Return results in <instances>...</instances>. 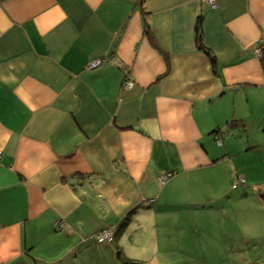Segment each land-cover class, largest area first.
<instances>
[{"label": "crops", "instance_id": "1", "mask_svg": "<svg viewBox=\"0 0 264 264\" xmlns=\"http://www.w3.org/2000/svg\"><path fill=\"white\" fill-rule=\"evenodd\" d=\"M259 47L264 0H0V264H38L60 232L89 241L86 210L108 211L96 233L134 208L130 224L162 220L239 177L262 212Z\"/></svg>", "mask_w": 264, "mask_h": 264}, {"label": "rangeland", "instance_id": "2", "mask_svg": "<svg viewBox=\"0 0 264 264\" xmlns=\"http://www.w3.org/2000/svg\"><path fill=\"white\" fill-rule=\"evenodd\" d=\"M232 188L223 195L212 194L193 207L164 210L171 218L160 220L143 214L111 244H98L93 239L95 230L109 223L107 209L86 210V214L96 213L95 217L77 232L89 241L76 242L60 232L55 250H39L34 256H38V264H59L56 261L61 260V264H264V245L260 247L263 224L252 236L243 226L255 213L264 216V210L260 212L254 200L244 201L250 208L242 206ZM51 251H55L54 256Z\"/></svg>", "mask_w": 264, "mask_h": 264}, {"label": "built area", "instance_id": "3", "mask_svg": "<svg viewBox=\"0 0 264 264\" xmlns=\"http://www.w3.org/2000/svg\"><path fill=\"white\" fill-rule=\"evenodd\" d=\"M207 2L209 3V5L213 8L216 7V0H207ZM255 55L257 57H262L263 56V49L261 47L257 48L255 50ZM104 60L103 59H98L95 60L91 63L90 68L94 69L97 68L99 66H101L103 64ZM135 86V80L131 75H127L122 82V89L123 90H130ZM220 143H222L221 140H219ZM2 153L0 152V159H1ZM171 176L170 173H166L160 176V182L162 184H166L169 180V177ZM244 183V179H240L238 180L235 185L234 188L237 187V185ZM60 228H62V225L60 226ZM116 227L114 226H107L104 229H102L101 231H99L96 234V240L99 244H104V243H113L115 240V231Z\"/></svg>", "mask_w": 264, "mask_h": 264}, {"label": "trees", "instance_id": "4", "mask_svg": "<svg viewBox=\"0 0 264 264\" xmlns=\"http://www.w3.org/2000/svg\"><path fill=\"white\" fill-rule=\"evenodd\" d=\"M141 3H142V1H141ZM197 35H198V39L200 40L201 39V30H200V26L199 25H197ZM200 44H201V47H202V43L200 42ZM209 54V53H208ZM210 55V54H209ZM211 58L214 60V58L211 56ZM260 59H261V62H262V65H263V69H264V53H263V56L262 57H260ZM123 82V81H122ZM122 85V84H121ZM122 88V87H121ZM241 124L243 125V123H242V121L241 120H235V119H233V120H230V121H228V123H227V129L228 130H233V129H236V128H238L239 126H241ZM213 135H217L216 137V139L218 140V139H220L221 141L223 140V138L227 135V132H223V131H221V130H219V129H216V130H214L213 131ZM221 135H222V137H221ZM219 137V138H218ZM164 174H166V173H164ZM170 174H171V176L169 177V180L173 177V175H174V173L173 172H170ZM163 175V174H162ZM240 179H244V178H241V177H239V178H237L236 179V181H235V183L238 181V180H240ZM168 180V181H169ZM245 179H244V183H242V184H245ZM242 184H239V185H242ZM235 185V184H234ZM239 185H237V187L239 186ZM236 187V188H237ZM234 188V187H233ZM235 188V189H236ZM150 205H152V203L151 204H147V207L148 208H150L151 206ZM137 209L138 208H134L133 210H131L130 212H129V214L127 215V216H125L122 220H121V222L119 223V225L118 226H115V225H110V226H114V227H116V232H115V238H116V236H118L119 234H121L122 233V231L130 224V222H131V220H132V217H133V215L135 214V212L137 211ZM244 225V224H243ZM104 229V228H103ZM102 230V229H101ZM100 230V231H101ZM256 231H257V229L252 233V235H254L255 233H256ZM99 232V231H98ZM97 232V233H98ZM96 233V234H97ZM96 234H95V236H94V241H96L97 242V240H96ZM115 241V240H114ZM250 242V241H249ZM249 242H247V243H245V247H246V249L248 250V249H250L249 247H247L248 246V243ZM98 243V242H97ZM99 244V243H98ZM104 244H111V243H104ZM264 245V242L262 241L261 243H260V247H262ZM260 264V263H259Z\"/></svg>", "mask_w": 264, "mask_h": 264}]
</instances>
